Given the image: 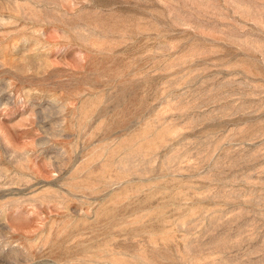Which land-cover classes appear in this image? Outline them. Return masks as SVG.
<instances>
[{
  "label": "rangeland",
  "instance_id": "rangeland-1",
  "mask_svg": "<svg viewBox=\"0 0 264 264\" xmlns=\"http://www.w3.org/2000/svg\"><path fill=\"white\" fill-rule=\"evenodd\" d=\"M0 264H264V0H0Z\"/></svg>",
  "mask_w": 264,
  "mask_h": 264
}]
</instances>
